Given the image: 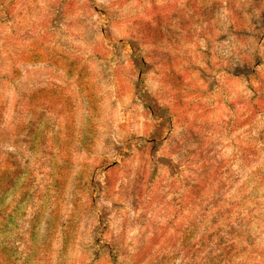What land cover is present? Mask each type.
<instances>
[{"label": "rangeland", "instance_id": "rangeland-1", "mask_svg": "<svg viewBox=\"0 0 264 264\" xmlns=\"http://www.w3.org/2000/svg\"><path fill=\"white\" fill-rule=\"evenodd\" d=\"M0 264H264V0H0Z\"/></svg>", "mask_w": 264, "mask_h": 264}]
</instances>
